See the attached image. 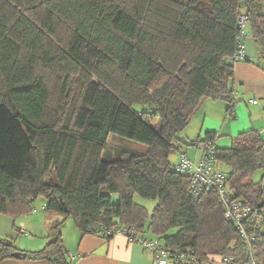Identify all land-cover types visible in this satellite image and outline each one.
<instances>
[{
  "label": "trees",
  "instance_id": "trees-1",
  "mask_svg": "<svg viewBox=\"0 0 264 264\" xmlns=\"http://www.w3.org/2000/svg\"><path fill=\"white\" fill-rule=\"evenodd\" d=\"M248 32L264 70V0H0V214L25 216L44 198L83 236L134 228L136 242L159 241L172 259L184 256L179 264H247V241L225 220L218 194L194 199L170 156L213 144L235 198L264 207V181L254 178L264 169L259 132L227 149L217 148L216 133L177 138L206 100L233 114L230 83ZM110 135L148 151L104 159ZM136 195L156 200L154 210ZM62 224L27 258L70 264ZM248 231L264 264V234ZM17 251L0 238V262Z\"/></svg>",
  "mask_w": 264,
  "mask_h": 264
},
{
  "label": "crops",
  "instance_id": "crops-1",
  "mask_svg": "<svg viewBox=\"0 0 264 264\" xmlns=\"http://www.w3.org/2000/svg\"><path fill=\"white\" fill-rule=\"evenodd\" d=\"M244 50L248 60L235 62L234 79L230 83L236 102L233 114L225 115V111L228 113L229 109V104L226 102L213 101V103H221L219 104V110H221L219 119L225 118L220 130L214 125L206 129V134L216 133L218 134L217 139L225 138V142L221 144L216 139L217 148H230L234 138L250 130L259 132L264 141V70L258 65L260 55L249 32L244 39ZM208 101L206 100L198 111L204 114L205 120L212 107L218 105ZM253 101H258V103L254 104ZM229 118L233 119V123L224 133L225 127L229 124ZM228 139L231 140L230 145L227 142ZM184 146L191 147L182 145V148ZM184 150L188 152V149ZM197 157L196 152L194 162ZM41 204H43V213L35 209L34 203L32 211L25 216L14 218L0 214V238L13 240L19 251L26 254L43 249L54 238L52 226L57 222H62L64 227L69 222L58 214L48 212L45 200ZM68 232L70 233H65L63 228L61 229L70 264H155L153 254L147 252L138 242H131L123 235H117L112 239L94 235L83 236L76 227ZM0 264H49V262L31 260L26 257L25 259H7ZM213 264L223 263L217 259Z\"/></svg>",
  "mask_w": 264,
  "mask_h": 264
},
{
  "label": "built area",
  "instance_id": "built-area-1",
  "mask_svg": "<svg viewBox=\"0 0 264 264\" xmlns=\"http://www.w3.org/2000/svg\"><path fill=\"white\" fill-rule=\"evenodd\" d=\"M247 18L243 16L240 25L245 27ZM247 58L245 50L241 47V51L235 56L237 61H245ZM254 104L258 101H253ZM213 144L204 145L202 147V155L196 162L191 161L184 153L175 169L191 178L190 192L194 199L201 198L206 192H216L225 209V220L234 222L243 238L248 244V262L247 264H260L256 258V254L252 249L255 239L249 236V231L262 232L264 234V207L260 209L253 208L249 203L235 198V191L228 183L229 175L215 167ZM134 228H112L102 232L106 237H115L123 235L131 242H136L131 236ZM137 242L141 244L145 250L154 256L155 264H179L184 263V256L180 255L177 259H172L170 254L164 249L159 241L154 239L138 238ZM180 260V261H179ZM223 264H236L233 259H223Z\"/></svg>",
  "mask_w": 264,
  "mask_h": 264
},
{
  "label": "rangeland",
  "instance_id": "rangeland-1",
  "mask_svg": "<svg viewBox=\"0 0 264 264\" xmlns=\"http://www.w3.org/2000/svg\"><path fill=\"white\" fill-rule=\"evenodd\" d=\"M208 102H212V104H218L212 107L211 112H209L208 114V118L207 120H205L204 118V114L203 113H196L191 121L189 122L188 126L181 132L178 134L177 138L179 139H183L184 141H186L187 143L192 140V141H196L199 139H204L206 132H207V128L208 127H212V125L216 126L219 128V130L223 127L224 125V121L225 118H223V120L219 119V113L221 112V110H219V104L221 103H217L209 100ZM136 109H139V106L136 107ZM221 109V108H220ZM203 112V111H202ZM225 115H228V113L225 111ZM233 118V117H232ZM229 124L225 127L224 133H226L231 124L233 123V119L229 118ZM206 125V126H205ZM190 137V138H188ZM190 139V140H188ZM194 139V140H193ZM217 142H219V144L225 142V138H219L217 139ZM228 144L230 145L231 140L228 139ZM190 143V142H189ZM182 144V143H181ZM108 147L105 149L104 153H103V158L104 159H108V160H116L121 158L123 155L125 154H134V155H144L147 153L148 151V147L128 140V139H124L121 138L119 136H115V135H110L108 138V143H107ZM202 143H199V147H195V146H191L189 147H183L182 150H180L179 152H174L173 154H171L170 156V161L171 163L177 164L180 157H181V153H184L191 161H194L196 158V152L198 153V157L196 159L199 160L201 155H202ZM184 149H188V152H186V150ZM185 151V152H184ZM219 169H221V171L225 172V173H229L230 172V168L227 165L224 164H219ZM255 180L256 181H264V169L257 171V173L255 174ZM118 195H114L112 200L114 203L118 202ZM44 202V198H39L37 201H35V209L42 211V206ZM135 202L139 205H142L143 207H145L147 209L148 212H152L154 210V208L156 207L157 201L156 200H147L142 198L139 195L135 196ZM44 211H42L41 213H43ZM64 219V218H63ZM67 221L69 222V224L67 226L66 225L63 227L64 223L62 224L61 229L63 228L65 233H70L68 231H70L71 229L73 230V228H75L74 225V221L71 218H68ZM53 227V226H52ZM149 237L151 236V234H147Z\"/></svg>",
  "mask_w": 264,
  "mask_h": 264
},
{
  "label": "water",
  "instance_id": "water-1",
  "mask_svg": "<svg viewBox=\"0 0 264 264\" xmlns=\"http://www.w3.org/2000/svg\"><path fill=\"white\" fill-rule=\"evenodd\" d=\"M13 257L25 259L27 257V254L21 251H17L13 254Z\"/></svg>",
  "mask_w": 264,
  "mask_h": 264
}]
</instances>
